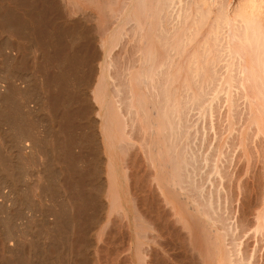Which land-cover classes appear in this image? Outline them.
I'll return each mask as SVG.
<instances>
[{
    "label": "bare ground",
    "instance_id": "6f19581e",
    "mask_svg": "<svg viewBox=\"0 0 264 264\" xmlns=\"http://www.w3.org/2000/svg\"><path fill=\"white\" fill-rule=\"evenodd\" d=\"M231 5L0 0V264H182L187 243L201 264H251L243 220L216 218L220 177L207 193L228 131L212 156L211 125L196 144L226 103L242 157L250 134L264 150V30Z\"/></svg>",
    "mask_w": 264,
    "mask_h": 264
},
{
    "label": "rangeland",
    "instance_id": "374dc122",
    "mask_svg": "<svg viewBox=\"0 0 264 264\" xmlns=\"http://www.w3.org/2000/svg\"><path fill=\"white\" fill-rule=\"evenodd\" d=\"M230 14H231V16L233 17V19H235V21H245V20H247V19H250V20H254L255 22H259V23H261V26H262V29L264 30V0H232V5H231V9H230ZM234 27H236V28H238V26H233V28ZM212 28V26L211 25H207V26H205L204 27V30H210ZM241 29H243L244 28V26H241L240 27ZM203 37V36H202ZM235 37V36H234ZM201 37H199V40H197V41H195V42H197V45H199V43H198V41L200 42V40L202 39H200ZM195 44V43H194ZM201 44V43H200ZM234 45H235V43H234ZM239 52V51H238ZM248 61H249V58H248V56L246 55V56H244V58H242L241 59V62H243V65L241 66V67H237V66H234V67H232L233 68V72H234V74H236V72H235V70H237V69H248V66H247V64L246 63H248ZM220 62H222V60L220 61ZM220 62H218L219 64H221ZM224 62V61H223ZM223 62H222V65H223ZM217 63V64H218ZM218 64V65H219ZM221 65V66H222ZM220 66V65H219ZM219 66H217L219 69H220V67ZM217 68V69H218ZM225 69V67H222V69H220V71H222V70H224ZM219 69H218V71H219ZM219 71V72H220ZM239 71V70H238ZM239 73H237V75H238ZM237 75H235V76H237ZM222 99H220V101H221ZM219 101V102H220ZM217 103V104H220V103H222V102H224V100H222V102H220V103ZM239 103V102H238ZM226 105V103L224 104H222L221 105V107H220V105H216L217 107L219 106L220 107V110H219V108H217L218 110H215V112H213V122L211 121L212 119H211V117H210V115L209 116H206L205 118L207 119V117H209L208 119H210L209 121H208V119L206 120V122L208 123V124H206L205 123V121H202V118L200 119V117L199 118H197L196 117V115H193L195 118H193V116L191 117V119H192V121L195 119L196 121H202V122H204L203 124L204 125H202V123H200L199 121H198V123H200L199 125H197L198 126V128L200 127V126H204L205 128L204 129H208L207 127L208 126H210L211 125V128L210 129H208V130H205V132L207 133V135H205L204 133H202L203 132V127H201V128H199L200 130H201V132H199L200 130L197 128V126L195 127V128H197V130H199L198 132H199V134L198 135H200V137L198 136L197 137V139L198 138H200V139H198V142H196V144H198L199 143V140L201 141V138H202V134H204V139L206 138V136L208 137V135H209V133H210V131H212V133L210 134V136L208 137V138H206L205 140H207L206 142L208 143V141H209V143H210V145L208 146V144L205 142V145L207 144V146H206V148H204L205 150H207L208 149V152H209V155L210 156H212V154L210 153V152H214V150L215 149H212V150H210V148L212 147V145L214 146V142H216V141H214L215 140V137L214 136H217V134L219 135L220 133L219 132H224L225 133V131L227 130L228 132H226L224 135L222 134V136H218V139H220V141L217 139V137H216V139L218 140L217 142L219 143H221L222 144V141L221 140H223V137H225L224 139H228V141L229 142H231V145H233V146H231V145H228V143L229 142H226L225 143V145H223L222 144V146H224V148H226L225 149V151H224V149H223V152H228L227 154L225 153V155H224V153L222 154V159H224V161H223V163L224 164H226V165H224V167L226 168H224V170H225V172L226 173H228L225 177L223 176V174H221V175H218V174H214L213 175V173L212 172H210V171H212L211 170V167H210V170H209V168L207 169V174H210L209 175V178H210V176H211V174H212V178H214L213 179V181H211L212 180V178H210V180H209V186H207V193H208V190L209 189H212L213 188V186L215 187V183H214V181H219L218 183H216L217 185H216V189H212L213 191L215 190V192H216V194H215V192H214V195L212 194V198H211V200H213L214 199V197L216 196V195H218L217 197H218V199L220 200L221 198H223L222 196H224V198L223 199H221L220 201L222 202V203H220V201H218V200H215V202L216 203H218L217 205H216V209L218 210V211H216V213L218 212V217H216L217 215H216V213H215V217L216 218H220V219H222L223 220V218L225 219V220H227V218H225V217H228V218H230V219H228V220H234L236 223H237V221H238V223L241 221V220H243L242 221V223H239L238 225L239 226H241L242 227V225H243V227L245 228H242V229H244L245 230V232L243 231L242 232V229H241V227H239L238 226V231H236V232H238V235H239V237L237 236V234H235L234 235V241H236V242H238L239 241V239L241 240L240 241V244L238 243H236L238 246H240L241 245V243L243 244V246H246L248 249H244L243 248V246H241L244 250H241V247H239V249L241 250V252H245V250L246 251H248L249 249V251L247 252V255H250L251 253H252V251H253V246H255L256 248H257V250H255L254 252H255V258H254V255H253V253L250 255L251 257H252V259L250 260V258H249V256H248V258L247 257H245V255H246V253H245V255L244 256H242V253L240 254V256L244 259V257L245 258H247V259H244L245 261H247L248 259H249V261H250V263L251 264H253V262L256 260H261V261H255V263L256 264H263L264 262V251H263V246H262V244L264 245V241H262V236L261 235H263L264 236V232H263V234H261L262 233V231H261V233H258V232H260V231H258V229H262V227L261 226H263L264 227V224L262 225V223H259L260 221H261V219H260V217H264L263 215V213H262V211H261V214H260V210H262L263 209V211H264V190H263V188H264V163H263V161H262V158H263V156H264V150L262 149V148H260V147H262V140H259V137L260 136H256L255 134L251 137V134L249 135V137H250V139H248V140H250V141H248L247 143H249V142H252L251 143V154H248V155H250V157L248 156V157H242V148L238 145V143L236 144L233 140H231V137H232V135H230V134H232L231 133V130L233 131V128H231L230 130L228 129V125H226V124H228V119L227 120H225L226 119V117H227V107L225 106ZM222 106H224L225 107V111H226V113L224 112V107H222ZM238 107H239V112H241L240 113V117L242 116V117H244L245 118V114H243V112H242V104H240L239 103V105H238ZM241 107V108H240ZM216 108V107H215ZM214 108V109H215ZM213 109V110H214ZM223 109V110H222ZM194 111H196V110H193V112ZM239 112H238V115H239ZM195 114H197V111L196 112H194ZM194 113H192V114H194ZM216 115H215V114ZM222 113H224V114H226V115H223ZM243 114V115H242ZM223 115V116H222ZM216 116V117H215ZM225 116V117H224ZM237 116V115H236ZM239 117V119H237L238 118V116H237V118H236V121L238 122V126H236L237 128L238 127H240L239 126V124L241 123V124H243L242 123V121L244 122V120L242 119V121H241V118ZM216 118H218V120L216 121L217 122V124L216 123H214L215 121L214 120H216ZM195 121V122H196ZM241 121V122H240ZM194 122V121H193ZM225 122H226V124H225ZM237 122H236V124H237ZM214 123V124H213ZM219 123V124H218ZM223 123V124H222ZM216 124V125H215ZM222 124V125H221ZM226 125V126H223V125ZM207 125V126H206ZM217 126V127H216ZM219 126L220 127H222L221 129H222V131L220 130H217V129H220L219 128ZM235 126V125H234ZM216 127V128H215ZM226 127V128H225ZM215 128V129H214ZM226 130H225V129ZM235 128V127H234ZM212 129V130H211ZM214 129V130H213ZM236 129V128H235ZM210 130V131H209ZM216 130H217V132H216ZM219 131V132H218ZM235 131V130H234ZM213 132H216V133H213ZM230 132V133H229ZM228 133H229V138L227 137L226 138V136L228 135ZM251 133H252V131H251ZM213 134V135H212ZM233 134H235L236 135V131H235V133L233 132ZM226 135V136H225ZM235 135H233L234 137H232V139L234 138V140L235 141H237V137H235ZM212 137V139H210ZM214 137V138H213ZM258 138V139H257ZM210 139V140H209ZM260 139H261V137H260ZM213 141V142H212ZM261 141V142H260ZM233 142H234V144H233ZM216 144L215 143V148L220 144ZM261 143V144H260ZM230 144V143H229ZM236 144V145H235ZM204 145V146H205ZM217 145V146H216ZM249 145H250V143H249ZM199 147H197V148H200L201 147V142L199 143V145H198ZM226 146V147H225ZM230 146V147H229ZM230 148V149H229ZM229 149V150H228ZM250 149V147L248 146V150ZM210 150V151H209ZM253 150V151H252ZM250 151V150H249ZM212 152V153H213ZM233 152V153H232ZM250 153V152H249ZM263 153V154H262ZM236 155V156H235ZM263 155V156H262ZM223 156H226V160H225V157L223 158ZM253 156V157H252ZM228 157V158H227ZM236 157V158H235ZM255 158V159H254ZM236 159V160H235ZM239 159V160H238ZM247 159V160H246ZM250 161H249V160ZM260 159V160H259ZM253 160V161H252ZM242 161H243V163H242ZM235 162V163H234ZM260 162V163H259ZM252 163V164H251ZM263 163V164H262ZM260 165V166H259ZM209 166V165H208ZM207 166V167H208ZM242 166V167H241ZM263 167V168H262ZM206 169H205V171H206ZM231 169V170H230ZM233 171V172H232ZM209 172V173H208ZM222 172L224 173V171L222 170ZM236 176H235V175ZM224 175H225V173H224ZM214 176V177H213ZM217 176V178H219L220 177V179L218 180V179H215V177ZM234 176V177H233ZM224 177V178H223ZM263 177V178H262ZM221 180H224L225 182H222ZM210 181H211V184H210ZM227 181V182H226ZM212 183H214V185L212 184ZM220 183V184H219ZM208 185V184H207ZM210 185H212V187L210 186ZM218 185H220L219 187H220V190H219V187H218ZM223 186V187H222ZM210 187V188H209ZM218 187V188H217ZM221 188H223V190L221 189ZM218 189V190H217ZM217 190V191H216ZM224 191V192H223ZM217 192L219 193V194H217ZM221 192H222V195H221ZM226 192V193H225ZM230 192V193H229ZM227 195H228V198H227ZM207 196H209V195H207ZM217 197H215V199H217ZM220 197V198H219ZM262 197V198H261ZM199 198V197H198ZM205 198H207V197H205ZM232 198V199H231ZM196 199H197V197H196ZM200 199H201V197H200ZM199 199V200H200ZM208 199H209V197H208ZM226 199L228 200V206H227V201H226ZM198 200V199H197ZM196 200V201H197ZM205 200H207V199H205ZM222 200H224V201H222ZM261 200V201H260ZM200 202V201H199ZM201 202H202V199H201ZM212 202H214V200L212 201ZM223 202H224V205H223ZM259 202H261V204L259 203ZM225 203H226V205H225ZM231 204V205H230ZM221 205V206H220ZM230 205V206H229ZM254 205V206H253ZM257 205H259V207L257 206ZM261 205V206H260ZM218 206V207H217ZM222 208V206H223V209L221 210L220 209V207ZM231 207V209H229L228 211H227V207ZM242 206V207H241ZM249 206V207H248ZM256 206V207H255ZM253 208V210L256 208V210L258 211H254L255 213L257 212V214L255 215V213H254V215H255V217H256V220H255V217H253L254 215L252 214H249V213H251V211H253V210H250V208ZM258 207V208H257ZM262 207V208H261ZM220 209V212H219V209ZM247 209V210H246ZM249 209V210H248ZM222 211H224L225 213H221ZM248 211H250L249 213H248V216H247V212ZM228 212L229 213H231V216H230V214L227 216V214H228ZM245 212H246V214H245ZM219 213H221L222 214V216L219 214ZM227 213V214H226ZM245 214V216H244V214ZM226 214V216H224V215ZM258 215V216H257ZM260 215V216H259ZM197 216L198 217H201V214H197ZM220 216V217H219ZM221 217H223V218H221ZM235 217V218H234ZM246 217V218H245ZM250 217H252V221H250L251 219H250ZM259 217V218H258ZM238 218V219H237ZM244 218V219H243ZM257 218L260 220H257ZM241 219V220H240ZM184 219H182V221H183ZM240 220V221H239ZM254 220H255V222H254ZM263 220H264V218H263ZM263 220H262V222H263ZM257 221V222H256ZM253 222V223H252ZM183 223V222H182ZM185 224V223H184ZM241 224V225H240ZM247 224V225H246ZM249 224V225H248ZM253 224V225H252ZM254 224H255V226H254ZM256 224H257V226H256ZM258 224H261L260 225V228L258 227ZM182 227H184V225H181ZM254 227H257V228H254ZM256 229V231H258L257 233L258 234H260V237H259V235L256 233V231H252V230H255ZM183 230H185L184 228H183ZM263 230V229H262ZM264 231V230H263ZM185 232V231H184ZM183 233V232H182ZM254 233V234H253ZM185 234V233H184ZM187 234V233H186ZM183 235V234H182ZM241 236V237H240ZM184 238L185 237H187V236H183ZM235 237H236V240H235ZM237 237L239 238V239H237ZM242 238V239H241ZM255 238V239H254ZM261 238V239H260ZM249 239V240H248ZM260 239V243H259V240ZM232 240V239H231ZM245 240V241H244ZM263 240H264V238H263ZM185 241H186V238H185ZM184 241V242H185ZM233 240H232V242H234ZM243 241V242H242ZM249 241V243H247ZM256 241V242H255ZM258 241V242H257ZM261 241H262V243H261ZM186 242H188V241H186ZM185 242V243H186ZM245 243V244H244ZM252 243V244H251ZM259 243V244H258ZM182 246V248H183V246H184V244H182L181 245ZM181 246H180V249H181ZM191 247V250H192V252H195L196 253V251L194 250V248L191 246V245H188V243H187V246L185 245L184 247H186V248H183V250L181 251L180 249V253L181 254H184V257L186 256L185 254H188V256L187 257H191V255L193 254V253H191L190 254V252L189 253H187V252H185L186 250H187V247ZM237 246V247H238ZM189 247V248H190ZM185 249V250H184ZM252 249V250H251ZM190 250V249H189ZM183 251H184V253H183ZM250 252V253H249ZM195 253L193 254V256L195 255ZM196 255H198V254H196ZM195 255V256H196ZM182 256V255H181ZM191 257L192 259H189V258H186L185 257V260H183L182 261V264H191V262H192V260L194 261L193 263L194 264H201V263H199V262H197L196 260H198L199 261V257L198 256H196V257ZM184 257L182 258V259H184ZM198 257V258H197ZM258 257V259H256ZM263 257V258H262ZM194 258H195V260H194ZM262 258V259H261ZM189 259L190 261H187V260ZM253 259H255V260H253ZM184 261H186V263L184 262ZM196 261V262H195ZM253 261V262H252ZM184 262V263H183ZM262 262V263H261ZM192 263V264H193Z\"/></svg>",
    "mask_w": 264,
    "mask_h": 264
}]
</instances>
